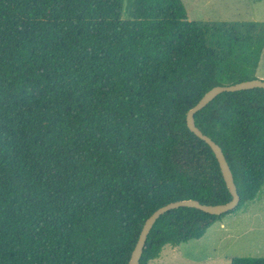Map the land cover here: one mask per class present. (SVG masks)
I'll return each instance as SVG.
<instances>
[{
    "label": "trees",
    "instance_id": "16d2710c",
    "mask_svg": "<svg viewBox=\"0 0 264 264\" xmlns=\"http://www.w3.org/2000/svg\"><path fill=\"white\" fill-rule=\"evenodd\" d=\"M0 0V264H128L145 220L169 203L231 195L186 114L219 81H245L189 21L181 0ZM236 79V80H235ZM239 196L215 216L161 215L138 264L200 239L264 184V89L223 92L195 113ZM230 264H264L233 258Z\"/></svg>",
    "mask_w": 264,
    "mask_h": 264
},
{
    "label": "rangeland",
    "instance_id": "374dc122",
    "mask_svg": "<svg viewBox=\"0 0 264 264\" xmlns=\"http://www.w3.org/2000/svg\"><path fill=\"white\" fill-rule=\"evenodd\" d=\"M189 21L207 28V44L230 63H239L240 51L229 54L233 38L252 48L262 43L259 61L238 73L245 81H264V0H181ZM134 0H124L121 18L131 20ZM236 80V79H235ZM226 85L232 81H219ZM232 85V84H231ZM233 258H264V184L253 201L210 226L197 240L165 246L149 264H230Z\"/></svg>",
    "mask_w": 264,
    "mask_h": 264
},
{
    "label": "water",
    "instance_id": "95a60500",
    "mask_svg": "<svg viewBox=\"0 0 264 264\" xmlns=\"http://www.w3.org/2000/svg\"><path fill=\"white\" fill-rule=\"evenodd\" d=\"M264 89V81L259 79H252L248 81L238 82L232 85H217L206 92L201 99L191 108L188 110L186 114V125L190 132H192L196 137L200 140L204 141L212 150L217 163L219 165L223 180L225 185L231 195V200L224 204L218 205H203L200 204L198 201L195 200H185V201H178L169 203L164 205L157 210H155L144 222L141 231L139 233L138 239L135 243L133 251L130 255V259L128 264H138L139 259L142 254V250L146 241V237L150 232L152 226L156 222V220L163 215L164 213L172 210L177 209L179 207H189L195 208L205 213L219 216L226 214L233 209H235L239 203V196L237 193V189L233 180L232 173L229 169V166L226 162V159L222 153L221 148L213 142L209 137L204 135L195 125L194 122V115L201 109H203L208 103H210L216 96L223 92H236L241 90H250V89Z\"/></svg>",
    "mask_w": 264,
    "mask_h": 264
}]
</instances>
